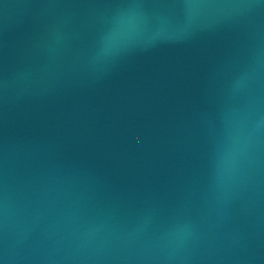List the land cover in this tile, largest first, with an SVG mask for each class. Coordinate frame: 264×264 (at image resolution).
Listing matches in <instances>:
<instances>
[{"label": "water", "instance_id": "obj_1", "mask_svg": "<svg viewBox=\"0 0 264 264\" xmlns=\"http://www.w3.org/2000/svg\"><path fill=\"white\" fill-rule=\"evenodd\" d=\"M0 264H264V0H0Z\"/></svg>", "mask_w": 264, "mask_h": 264}]
</instances>
